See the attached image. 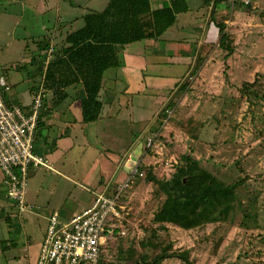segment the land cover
<instances>
[{
  "label": "rangeland",
  "instance_id": "rangeland-1",
  "mask_svg": "<svg viewBox=\"0 0 264 264\" xmlns=\"http://www.w3.org/2000/svg\"><path fill=\"white\" fill-rule=\"evenodd\" d=\"M93 1L89 7L96 11H101L105 6V0ZM191 1L194 5L200 4L198 0ZM34 2L37 0H27L26 3ZM76 2L79 5L85 3L83 0ZM46 3L47 6L51 5L49 9H53V2ZM227 3L231 7L226 8L227 5H223L218 10L223 15L220 19H215L220 20L219 22L226 19V33L233 38L235 52L225 60L227 53L220 49L219 30L213 25L209 26L205 40L200 37L193 44L191 66L178 85L176 97L178 99L183 95L196 94L198 102L191 110L197 114L189 119L191 122L182 126L183 131L179 133L182 138L178 135L172 140L177 130L169 129L170 136L163 139L166 141L165 146L169 148L162 155L150 159L148 156L143 157L144 152L140 150L133 153L136 149H128V142L135 141L132 131L129 130L132 126L128 124L125 130L116 134L119 136L118 141L111 137L106 138V135L98 138L93 130L84 134L76 128V147L67 154L64 163L67 170L76 173L72 177L77 181L79 198L89 195L90 186L86 179L90 175H97L96 168L103 165L100 162L101 156L111 159V156H107L106 148L115 151L126 149V156L131 150L133 157L142 156L144 166L142 171L145 176L136 178L123 197L121 217L117 221L113 236L105 239L100 264H135L143 254L154 256L160 249L167 247L171 249L170 253H184L185 258L193 264H264V0H228ZM42 7L41 4L39 10ZM49 9L44 18L37 16L26 19L20 26V21L13 18L6 25L0 26V29L5 30L0 36V48L5 50L8 47L5 52L0 51V60L6 59L18 64L15 65L18 73L14 72L12 76L19 82L21 78H26L25 73H22L24 66L37 67L36 70L33 68L35 72L32 79L37 86L31 89L32 95L42 90L52 101L53 96L45 87V72L49 63L65 46L64 41L30 42L32 39H41L43 23L48 31L55 30V18L60 11ZM204 10L210 23L211 8ZM27 12L32 16L36 11L31 8ZM14 13L19 12L14 10ZM82 14L77 9L71 11L67 19H81ZM183 21L181 19L180 24ZM81 24L77 22L73 28H60L61 35L64 33L65 36L79 29ZM12 31L15 41L17 40L15 43H9ZM6 32H9L8 37ZM27 36L31 38L24 41ZM199 39L205 41L201 47H198ZM33 62L38 64L34 65ZM259 75L261 77L257 78ZM191 76L194 77L192 81ZM256 80L257 83L254 84ZM246 84L248 87H245ZM251 84L254 85L250 86ZM198 85L200 89L197 90ZM173 107L174 104L171 109ZM165 117V112H161L151 137L161 127L168 126L169 123H163ZM176 117L178 115H174ZM141 137L139 142L143 144L148 136ZM175 144L178 146L174 147ZM184 156L196 160L200 167L226 185L237 182L241 184L237 190L234 211L227 220L191 231H184L173 225L159 227L153 223L154 215L164 200L157 195L153 179H170ZM131 165L133 164L128 163L125 167ZM54 167L64 172L58 165ZM55 176L52 173L46 176L47 185L59 180ZM35 182L37 183L36 179ZM19 221L21 226L16 228L20 231L13 230L11 234L7 231L4 236L6 240L18 241L19 247L6 249L3 253L0 250V264H28V259H14L23 248L21 243L36 245L44 231L45 222L37 215L25 214ZM151 237L154 238L152 241L156 247H159L157 251L146 250L143 245ZM162 264L185 263L174 258Z\"/></svg>",
  "mask_w": 264,
  "mask_h": 264
},
{
  "label": "crops",
  "instance_id": "crops-1",
  "mask_svg": "<svg viewBox=\"0 0 264 264\" xmlns=\"http://www.w3.org/2000/svg\"><path fill=\"white\" fill-rule=\"evenodd\" d=\"M49 1L53 2V9L60 11L55 18V30L53 32L48 31L46 24L43 23L41 39H32L33 41H30L32 43L65 41L68 35L84 26L83 19L87 14L104 11L110 2V0H105L103 9L96 11L89 7L94 2L93 0H83L85 3L82 4L84 5H79L76 0H37L36 3L32 4H27V0H0V26L6 25L13 18L20 21L19 26L26 19L37 16L44 18L51 6H47L46 2ZM170 3L171 0H151L152 10L162 9ZM41 4L43 7L39 10ZM192 5L193 7H191ZM201 5V2L194 5L189 0V12L178 15L175 25L157 41L145 40L118 48L120 66L108 70L104 75L103 86L99 95L103 109L97 122L84 124L82 121L84 92L81 87L67 89L68 98L59 105H54L53 100L51 101L46 96L36 134L35 152L46 157L53 165L54 170H31L28 180L27 202L34 209L24 214H20L14 204L6 198L3 174L0 170V250L2 253L6 249H18L19 247L18 241L13 242L4 239L6 232L11 234L13 230L20 231L16 227L21 226L19 219L25 214L37 215L45 222L44 231L39 241L36 245L21 243L23 248L20 249L19 255L14 258L15 260L28 259V264H36L54 213L59 214L61 223H68L72 218L90 208L99 193L107 188L110 193L116 191L117 187L126 181L137 164L143 170L142 156L133 157L131 150L126 156L128 154L126 149L115 151L106 148L107 156H111V159L101 156L100 162H103V165L97 166V175H90L86 179V183L91 189V191L88 190L89 195L79 198L77 181L72 177L76 176V173L67 170L64 163L67 154L76 147V140L78 139L76 128H79V132L84 134L86 131L91 132L93 130L98 138L106 135V138L111 137L118 141L119 136L116 134L118 135L120 130H125L126 124L131 125L132 128L128 129L132 131L135 141L128 142V149H136L133 153L140 150L142 153L144 152L143 157L148 156L152 159L156 158V155H162L164 150L169 148V146H165L166 141L163 140L167 135L170 136L169 129L177 130L174 137H170L173 140L178 137L179 133H182L184 123L192 121L189 119L197 114L196 111L191 110V107H194L195 103L198 102L196 94L183 95L178 99L176 96H178V85L187 75L191 66L193 44L200 37L205 40L209 26H215L213 22L208 23V18L204 15L205 10ZM31 8L36 11L35 15L28 14L27 11ZM77 9L83 12L82 18L73 21L67 19L71 11ZM14 10L19 13L15 14ZM38 11L42 12L37 13ZM181 19H184L182 24H180ZM77 22L82 23L79 29L71 31L65 36L64 33L61 35L62 30H59L60 28H73ZM4 31V29H0V36L5 33ZM6 36H9V32H6ZM10 36L12 39L9 43H15L17 40L15 41L13 31ZM60 36L61 39H58ZM62 36L64 37L62 38ZM28 37L30 36L24 38V41L28 40ZM202 40L199 39L198 47L204 45L205 41ZM3 49L0 48V51L5 52ZM4 60H0V76L7 80L10 88L6 94V102L10 106L16 105L28 109L34 96L31 89L37 86L32 79L37 67L24 66L22 73H25L26 78H21L19 82V80H14L12 76L14 72L18 73L15 69V65L18 64ZM33 64L37 65L38 63L33 62ZM21 83L23 84L21 85ZM196 89H200L199 85ZM171 103L174 104L172 120H169L168 126L155 131V142L149 148L147 142L153 135L152 132L155 130L158 117L165 109H171ZM174 115H178V117L174 118ZM138 126L140 128H137ZM141 136H148L143 144L139 142L140 139L142 140ZM179 136L180 138L183 137ZM158 137L162 139L159 140ZM192 142L195 143L193 140ZM176 146L178 145L175 144L174 147ZM128 163L133 165L125 167ZM57 165L66 173L57 170L54 167ZM50 173L56 175L55 177L59 180H56L54 184L47 185L46 176ZM104 245L105 242L101 247V253H103Z\"/></svg>",
  "mask_w": 264,
  "mask_h": 264
},
{
  "label": "trees",
  "instance_id": "trees-1",
  "mask_svg": "<svg viewBox=\"0 0 264 264\" xmlns=\"http://www.w3.org/2000/svg\"><path fill=\"white\" fill-rule=\"evenodd\" d=\"M188 1L171 0L169 5L154 11L151 0H110L104 11L87 14L83 19L84 26L67 36L65 46L46 69L45 87L52 94L54 105L68 98L67 89L81 87L84 92L82 121L84 124L97 122L103 109L99 95L104 75L120 66L118 48L145 40L157 41L175 25L178 15L189 12ZM199 1L202 8H211L210 19L219 30V47L227 53V60L234 54L235 45L232 36L226 33V19L219 22L215 17L220 19L223 15L218 12L223 5L231 6L228 0ZM181 161L170 179H153L157 195L164 198L153 223L159 227L173 225L191 231L227 220L234 211L241 184L226 185L189 156H184ZM151 238L143 245L146 250L157 251L159 247ZM170 250L169 247L162 248L154 256L145 253L135 264H162L174 258L193 264L184 253H170Z\"/></svg>",
  "mask_w": 264,
  "mask_h": 264
},
{
  "label": "built area",
  "instance_id": "built-area-1",
  "mask_svg": "<svg viewBox=\"0 0 264 264\" xmlns=\"http://www.w3.org/2000/svg\"><path fill=\"white\" fill-rule=\"evenodd\" d=\"M194 80V77H190ZM10 90L7 80L0 76V170L6 198L12 202L20 214L33 211L27 202L28 180L31 170L53 171L50 161L35 152L36 134L46 98L40 90L34 96L28 109L10 106L6 94ZM167 124L174 112L165 109ZM156 136L147 142L152 147ZM139 164L131 171L126 181L110 193L107 188L99 193L93 205L61 223L59 214L51 217L47 237L41 247L36 264H99L101 247L105 239L116 231L121 217V202L134 180L144 177Z\"/></svg>",
  "mask_w": 264,
  "mask_h": 264
}]
</instances>
